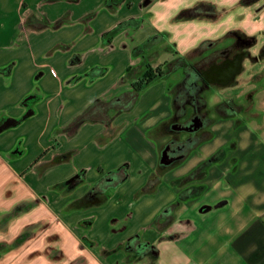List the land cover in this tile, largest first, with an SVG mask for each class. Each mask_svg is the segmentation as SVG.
Returning a JSON list of instances; mask_svg holds the SVG:
<instances>
[{"label":"crops","instance_id":"crops-1","mask_svg":"<svg viewBox=\"0 0 264 264\" xmlns=\"http://www.w3.org/2000/svg\"><path fill=\"white\" fill-rule=\"evenodd\" d=\"M241 1L0 0V165L34 201L25 225L37 228L19 249L0 251L1 264H264V118L218 119L211 138L168 168L153 136L175 118L168 90L147 88L109 124L73 127L96 100L129 87L121 80L134 49L153 35L167 33L184 56L237 31L258 38L256 54L264 0ZM200 3L215 6L217 17L177 19ZM98 68L104 74L92 78ZM220 151L202 177L184 181ZM123 166V183L96 190Z\"/></svg>","mask_w":264,"mask_h":264},{"label":"trees","instance_id":"trees-1","mask_svg":"<svg viewBox=\"0 0 264 264\" xmlns=\"http://www.w3.org/2000/svg\"><path fill=\"white\" fill-rule=\"evenodd\" d=\"M259 0H242L241 3L245 6H251ZM217 17V10L215 6L208 3H200L192 8L183 10L177 16L178 20H190V19H214ZM140 21L136 22H124L114 33L125 29L126 27L138 26ZM240 33L237 31L228 32L222 39L217 41H204L198 47L189 51L186 55L180 56L174 45L169 43V35L167 33H159L149 37L145 42L134 49L135 58L133 63L127 69L124 77L121 80L122 84L130 83L128 88L119 90L114 96L108 98H100L96 100L86 111L80 114L74 121L73 127L78 128L85 122L89 121H102L109 124L112 118L122 112L131 110L142 93L151 85L163 78H168L173 75H177L180 82L178 84L176 94L173 97V104L175 106V118L179 119L185 115V107L187 105L192 106L197 112L203 109L206 102L202 93H195L191 89L192 76L191 73V60L195 53L200 51H206L210 55L223 49V47L233 39H236ZM222 42V43H221ZM172 54L175 56L173 60H164L163 62L155 65L158 59L165 55ZM141 72L139 75L138 72ZM104 74V70L101 68L94 69L90 72L92 78H96ZM179 81V80H178ZM177 81V82H178ZM169 82H171L169 80ZM168 91L172 94L171 87ZM252 97V93L248 95ZM252 100V99H251ZM229 102H223L215 106V111L219 117L234 116L238 111ZM226 107V108H225ZM32 112V111H31ZM29 112L27 115H29ZM17 120H10V125H16ZM192 121L186 125L190 129L194 128ZM191 133V132H190ZM195 133V132H192ZM209 137H189L181 143L174 141L169 143V146L177 149V152L170 155L173 159L181 161L184 159L191 150L196 148L199 144L206 141ZM223 155V151L218 152L211 158L203 162L198 168L192 171L184 181H190L203 176L205 169L213 162L218 161ZM109 181L106 179L103 183H98L96 190H106L110 187H115L123 183L126 179V166H123L118 171L110 173L108 176ZM84 174L79 173L75 177L71 178L67 184L70 188H73L83 181ZM157 179L151 180L146 186L145 191L153 190ZM95 190V189H94ZM199 189L187 190L181 194V199H185L189 195L198 194ZM159 223V222H158ZM35 233L30 234L28 230L23 231L15 240L16 245H20L33 237ZM136 238H132L127 243V249L129 251V259L138 254V250H134L131 246ZM144 245V244H143ZM142 245V246H143ZM155 249V248H154ZM135 254V255H134Z\"/></svg>","mask_w":264,"mask_h":264},{"label":"rangeland","instance_id":"rangeland-1","mask_svg":"<svg viewBox=\"0 0 264 264\" xmlns=\"http://www.w3.org/2000/svg\"><path fill=\"white\" fill-rule=\"evenodd\" d=\"M174 58L175 56H173L172 54H165L158 59L155 65L163 62L164 60H173ZM257 65L258 64L252 65L248 61L245 63L244 66L246 67V70L239 76V84L234 92L232 91V93H228L230 91H227L228 89H232L234 86L230 88H210L208 92L202 93L203 98L206 102V105L203 109H200L197 112L192 106L187 105L185 107L184 117H180L178 120H175L174 118L172 121L167 122L161 128L156 129L153 132V136L158 139L163 145L161 149L163 150L166 145H168L172 141L181 143L189 137L211 138L213 135L211 126L213 125V123H215V121L221 119V117H219V115L215 111V106L223 102L231 101L230 103L236 109L235 111H238L236 115H239L244 120L264 118V111H260L264 110V107L262 106L264 105V70L262 69L264 68V65H262V67H258ZM171 75L172 76L169 77V80L171 82H169L168 78H163L151 86H155L154 88H156L160 92L163 90H165L166 92V90L171 87V95L172 97H174L177 91L176 87L178 86L180 79H178L177 75ZM256 88H258L259 90L257 91ZM253 92L254 94L256 93V96L253 98H249L248 95ZM197 116L200 121V128L195 131V133L172 130L170 128L173 124H187ZM176 163H178V161L173 162L170 166L161 167L168 168L175 165ZM13 189H15L16 191ZM33 205L34 201L30 198L28 193L23 190L17 179L12 177L5 170V168L0 165V251L7 252L16 250L24 245L27 241L20 245L15 244L16 238L23 231L28 230L30 234L35 233L34 231H36L37 229L36 226L27 227L25 225L26 222L34 219V217L28 213V209ZM15 228L16 231H13L15 230ZM1 258L2 257L0 253V261Z\"/></svg>","mask_w":264,"mask_h":264},{"label":"flooded vegetation","instance_id":"flooded-vegetation-1","mask_svg":"<svg viewBox=\"0 0 264 264\" xmlns=\"http://www.w3.org/2000/svg\"><path fill=\"white\" fill-rule=\"evenodd\" d=\"M255 38L256 37H245L240 34L239 36H237L236 39H233L228 42L222 50L215 52L212 55H210L206 51H200L195 53L191 60L190 73L193 78V85L191 86L193 92H195L196 94L203 92L206 93L210 88H225L224 85H222V82L224 80L222 78L223 73L236 59L237 54L241 53L242 51H245L246 42L250 41L252 43ZM197 118L198 116L193 118V124L191 125H195V119ZM175 120L178 119L175 118ZM179 126L187 127L186 124H180ZM176 152L177 149L170 146L169 155H173Z\"/></svg>","mask_w":264,"mask_h":264},{"label":"water","instance_id":"water-1","mask_svg":"<svg viewBox=\"0 0 264 264\" xmlns=\"http://www.w3.org/2000/svg\"><path fill=\"white\" fill-rule=\"evenodd\" d=\"M259 40L255 38L254 41L251 43L250 41L246 42V49L241 53L237 54L236 59L232 62V64L225 70L222 75L224 79L222 85L225 88H230L232 86H236L239 84L238 77L246 70L244 66L245 63L248 61L250 64L254 65L264 60V45L261 46L258 50V54H254L253 50L258 46ZM196 123L194 128L190 129L189 127H182L178 124H174L171 126L172 130L178 131H188V132H195L200 128L199 118L195 119ZM169 144L161 151L160 157V165L162 167L170 166L173 162H176L178 159H173L169 155Z\"/></svg>","mask_w":264,"mask_h":264}]
</instances>
